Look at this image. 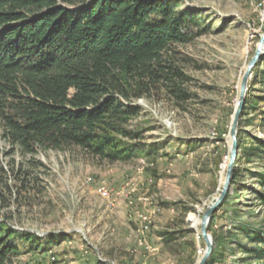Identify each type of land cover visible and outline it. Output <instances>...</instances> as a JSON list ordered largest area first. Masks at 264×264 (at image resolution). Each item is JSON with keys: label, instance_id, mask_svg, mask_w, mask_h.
I'll use <instances>...</instances> for the list:
<instances>
[{"label": "rangeland", "instance_id": "obj_1", "mask_svg": "<svg viewBox=\"0 0 264 264\" xmlns=\"http://www.w3.org/2000/svg\"><path fill=\"white\" fill-rule=\"evenodd\" d=\"M179 2L180 9L197 12L200 23L188 42L173 46L189 77L187 100L163 89L136 102L142 115L133 124L142 133V151L128 162H98L77 148L40 150L35 160L41 164L16 153L29 171L27 186L0 206V221L16 231L15 264L199 263L206 250L200 220L226 178L243 75L264 33V0ZM247 99L238 137L241 131L250 143V136L264 139V54ZM240 166L244 189L232 182L210 222L213 240L221 238L213 264H256L243 250L250 241L241 226L264 233L256 177L248 175L264 171V163ZM12 183L21 185L13 177Z\"/></svg>", "mask_w": 264, "mask_h": 264}, {"label": "trees", "instance_id": "obj_2", "mask_svg": "<svg viewBox=\"0 0 264 264\" xmlns=\"http://www.w3.org/2000/svg\"><path fill=\"white\" fill-rule=\"evenodd\" d=\"M199 25L197 12L180 9L179 0H0L1 208L27 186L29 171L16 153L41 164L35 160L40 150L77 148L98 162L115 163L142 151V133L133 124L142 115L136 102L163 89L187 100L183 83L189 77L173 46L188 42ZM250 139L239 132L233 184L241 190L240 165L264 163V139ZM248 175L256 177L253 192L264 211V171ZM241 227L250 241L243 250L264 264V233ZM15 233L0 221V264H15ZM220 244L214 235L207 264L218 258Z\"/></svg>", "mask_w": 264, "mask_h": 264}, {"label": "water", "instance_id": "obj_3", "mask_svg": "<svg viewBox=\"0 0 264 264\" xmlns=\"http://www.w3.org/2000/svg\"><path fill=\"white\" fill-rule=\"evenodd\" d=\"M263 54H264V33L261 35V38L257 45L256 52L253 58L248 63L246 71L243 75L240 95H239V101L237 103V106L234 112L231 129H230V136H231V147L229 151L230 159H229V165H228V169L226 172V178L223 184L221 194L210 203V205L207 207L201 219L200 232H201L202 238L204 239L206 243V250L198 264H207L209 258L212 256L213 251H214V240H213L212 235L209 232V226H210V222L212 220L214 213L223 204L227 196V193L229 189L231 188V185L233 182L234 171L236 168V160L238 158L239 149H240L239 137H238L239 121H240L242 112L244 111V107L246 103L249 79L252 77L256 66L262 61Z\"/></svg>", "mask_w": 264, "mask_h": 264}, {"label": "bare ground", "instance_id": "obj_4", "mask_svg": "<svg viewBox=\"0 0 264 264\" xmlns=\"http://www.w3.org/2000/svg\"><path fill=\"white\" fill-rule=\"evenodd\" d=\"M99 192H100L102 195H104V196H107V195H108V191L105 190L104 188H100V187H99ZM200 223H201V220H200ZM204 252H205V251H204Z\"/></svg>", "mask_w": 264, "mask_h": 264}]
</instances>
